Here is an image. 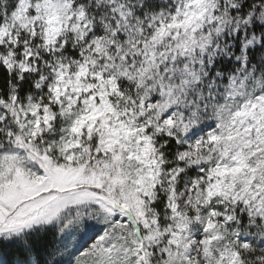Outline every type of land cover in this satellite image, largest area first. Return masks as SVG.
<instances>
[{"label": "snow or ice", "instance_id": "obj_1", "mask_svg": "<svg viewBox=\"0 0 264 264\" xmlns=\"http://www.w3.org/2000/svg\"><path fill=\"white\" fill-rule=\"evenodd\" d=\"M0 264H264V0H0Z\"/></svg>", "mask_w": 264, "mask_h": 264}]
</instances>
